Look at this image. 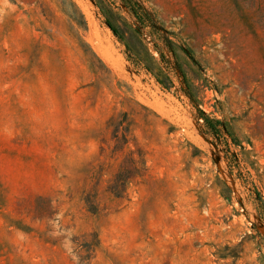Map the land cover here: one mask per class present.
Segmentation results:
<instances>
[{"label": "rangeland", "instance_id": "374dc122", "mask_svg": "<svg viewBox=\"0 0 264 264\" xmlns=\"http://www.w3.org/2000/svg\"><path fill=\"white\" fill-rule=\"evenodd\" d=\"M70 1L0 0V264H264V0H72L88 42L149 110L117 100L146 154L135 177L129 149L92 138L112 112L88 109ZM99 2L132 49L135 30L156 35L144 37L151 62L172 89L135 69Z\"/></svg>", "mask_w": 264, "mask_h": 264}, {"label": "trees", "instance_id": "16d2710c", "mask_svg": "<svg viewBox=\"0 0 264 264\" xmlns=\"http://www.w3.org/2000/svg\"><path fill=\"white\" fill-rule=\"evenodd\" d=\"M98 8L101 10V13L104 15L108 28L111 30L113 35L117 40L125 47V55L129 61L133 64L137 71H144L147 75L155 78L156 82L165 90H170L174 86V81L172 79L160 78L156 73V70L151 62V60H156L151 55V48L148 47L147 39L145 36L150 38L151 42H157L158 38L153 32H147V34L141 35V33L135 30L133 33L138 35L140 38L143 37L142 49H132L128 44L125 33L121 31L120 27L116 26L109 15L107 10L102 3H97ZM131 10H134L131 5L125 4ZM64 14L68 19L69 26L73 33V41L71 43L74 46V50L80 55L82 65L86 68L88 74L90 75L92 82L85 83L81 87L83 91H86L87 99L86 103L88 104V109H99V113H107L111 110L112 114L109 115L104 126L99 127L98 130L94 131L92 138L101 143H106L112 141L114 143L116 151H123L129 149V162L131 168L126 170V175L135 177L140 171L141 166L146 163L145 153L143 150L136 144L135 138L132 136V124L130 120V114L128 112L122 111L117 112L116 105L118 98L123 97L125 100H131L136 102L138 105L143 107V109L148 110L147 107L142 106L134 98L130 97L131 90L129 86L123 84L112 72L110 67L106 62L99 56V54L94 50L92 45L86 39V33L88 32L89 26L86 16L78 5L72 0L64 8ZM136 14V13H135ZM137 21L143 25L144 28H148L150 25H153V21L146 17L145 20L140 16H135ZM159 39H162L164 47L172 54H174L173 42L167 35L160 36ZM154 51L159 54V63L162 65H171V61L165 54L164 50L155 45ZM171 72L173 75H177L182 78V82L185 86L188 87V82L185 79L183 70L179 61L174 63V66L171 67ZM82 81L85 82L82 78ZM189 87L185 91L187 97L192 98L188 92ZM112 95L113 100L108 102V96ZM99 106V108H98ZM149 111V110H148ZM200 116L204 120L206 133L218 136L219 135V121H214L209 118L203 111L200 110ZM100 120L96 121V124L99 125ZM112 129V134L110 138L104 135L105 130ZM131 143H135L136 150L130 148ZM138 155V158H136ZM129 179V178H128ZM123 181V180H122ZM257 209L259 215L264 222V199L260 196L257 201ZM226 258L227 256H221Z\"/></svg>", "mask_w": 264, "mask_h": 264}]
</instances>
